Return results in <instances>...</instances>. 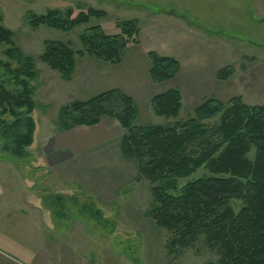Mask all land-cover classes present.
<instances>
[{
	"label": "rangeland",
	"instance_id": "1",
	"mask_svg": "<svg viewBox=\"0 0 264 264\" xmlns=\"http://www.w3.org/2000/svg\"><path fill=\"white\" fill-rule=\"evenodd\" d=\"M88 7L104 10L107 16L92 19L70 32L48 27L33 30L25 19L28 11L43 14L48 9L71 8L76 15ZM0 19L15 32L23 51L34 57L42 53L44 40L71 42L74 49H81L79 37L92 25L100 24L108 33H118L119 21L137 19L140 28L139 43L127 46L121 66L112 67L114 64L89 56L77 58L73 75L76 72L82 80L81 89L73 87L75 84L69 82L72 78L64 80L58 71L37 60L38 76L31 81L35 90L36 107L31 114L35 131L28 157L18 159L3 152L5 140L0 136V251L25 262L24 255L34 250L32 217L45 224L50 217L54 236H60L66 229L74 238L70 246L81 253V264L217 261L218 251L209 248L203 239L179 254L169 253L167 243L172 233L159 228L146 215L152 208V185L145 178L136 180L137 163L123 157L120 151L123 128L117 121L108 129V141L79 153H68L62 162L61 156L55 157L51 162L54 165L46 159L43 147L60 135L62 107L111 90L115 85L111 81L115 79L126 83L133 94L140 112L137 126H169L186 121L194 117L195 109L205 99L212 97L226 106L233 97H241L250 106L264 104V0H0ZM5 48L0 45L2 61L7 60ZM150 51L180 58L182 77L164 85L154 83L149 73ZM94 64L117 69L110 78L113 69L101 70ZM226 67L231 68V74L221 80L217 73ZM101 72L107 73V77L109 74L107 81H102L105 74ZM191 72H201L203 78L192 80ZM173 82L188 93L195 89L199 95L184 102L177 118L159 117L153 112L151 97ZM6 119L12 121L9 116ZM219 120L205 122L215 127ZM98 134L103 137L108 133ZM255 156L256 148L252 147L249 157L254 160ZM57 159L60 161L55 163ZM206 173L200 169L189 178L180 179V185ZM59 196L63 199L62 206H51ZM242 204L238 200L228 203L236 212ZM84 206H91L93 212L101 211L104 221L98 222L90 214L82 213ZM61 247L54 245L52 264H58Z\"/></svg>",
	"mask_w": 264,
	"mask_h": 264
},
{
	"label": "trees",
	"instance_id": "2",
	"mask_svg": "<svg viewBox=\"0 0 264 264\" xmlns=\"http://www.w3.org/2000/svg\"><path fill=\"white\" fill-rule=\"evenodd\" d=\"M106 16L104 10L93 7L76 15L71 8H54L43 14L28 11L25 19L33 30L48 27L70 32ZM117 27L118 33H108L100 24L86 28L79 37L82 48L77 50L71 42L44 40L42 53L34 57L23 51L15 32L0 19V45L6 46L3 54L7 59L0 60L3 152L18 159L29 155L35 131L31 114L36 107L31 81L38 76L37 60L58 71L64 80L72 78L78 57L119 64L127 46L139 43L140 28L137 19L121 20ZM148 56L154 82L166 81L180 72L176 58L155 51ZM230 74L231 68L226 67L217 77L225 80ZM151 107L159 117L177 118L182 108L181 91L172 88L155 95ZM104 116L117 120L123 128L120 151L126 160L137 163L136 180L145 178L152 185V208L146 215L172 233L167 243L169 253L179 254L203 239L219 253L217 261L207 264H264V104L250 106L241 97H233L226 106L212 97L186 121L137 126L139 108L135 100L120 89H111L62 107L60 131L97 125ZM216 118L220 119L217 126H207L205 121ZM252 147L256 148L254 160L249 157ZM200 169L207 173L180 185V179ZM62 200L59 196L51 206H62ZM231 200L243 203L238 212L228 205ZM91 208L84 206L81 212L104 221L101 211Z\"/></svg>",
	"mask_w": 264,
	"mask_h": 264
},
{
	"label": "crops",
	"instance_id": "3",
	"mask_svg": "<svg viewBox=\"0 0 264 264\" xmlns=\"http://www.w3.org/2000/svg\"><path fill=\"white\" fill-rule=\"evenodd\" d=\"M135 46H139V45H135ZM129 48V47H128ZM128 48L125 50V52L128 50ZM148 54V52H147ZM125 55V53H124ZM123 55V57H124ZM168 55V54H167ZM168 56H172V55H168ZM123 57H122V61L119 64H114V66L112 67H118L121 66L123 63ZM175 57V56H173ZM176 59H178L181 63L182 66V70L181 72L176 75L174 78L169 79L167 81H163V82H154L157 85H164V83L170 82V81H176L177 79H180V77H182L183 74V64L181 62V59L176 57ZM95 65V64H94ZM113 65V64H111ZM194 65V64H193ZM95 66H97L98 68H100L101 70H109L112 71L113 69V73H111V77L114 76L115 69L117 68H107V66L105 64H96ZM109 67V66H108ZM151 67V66H150ZM77 70H78V64H77ZM150 70V69H149ZM105 74V72H101L100 73ZM192 77L191 79H197L199 76L203 78V73L199 72V73H192ZM109 77V74H108ZM107 77V73L101 77L102 81H107L108 80ZM109 78V79H110ZM74 83L75 85L73 86L74 88H80L83 85L82 80H80L77 77V74L75 72V74L73 75L71 81ZM82 82V83H81ZM81 83V84H80ZM103 83V82H101ZM111 83H115V85H113L114 87H111V89H120L123 93H125L128 96H131L133 99V94L128 90V85L124 84V83H120V81H115L112 80ZM181 85H178V83H171L166 85L165 89H158L157 93L153 94L152 98L155 95H158L160 93H163L169 89L172 88H177L181 91L182 94V108H183V104L186 100H188L189 102L193 101L194 99H196V97H198V92L194 89V91H184L182 89V87H179ZM81 89V88H80ZM218 94L221 95V93L218 92ZM136 102V101H135ZM181 108V110H182ZM181 112V111H180ZM139 116H140V112H139ZM139 118V117H138ZM113 121H117L111 117L108 116H104L101 118V121L94 126H85V125H79V126H75L70 130H66V131H59L60 135L57 136V138L54 140V142L52 144L48 143L46 144V146L43 147V151L46 154V159H48V162L51 165H54L52 162V159H54L55 157H60L61 156V161L60 159L55 160V163L58 162V160L60 162H62V160H64L67 157V154L69 153H79L82 152L83 150L87 149L90 146H94L95 144H100V142H104L105 140L108 141L109 138V128L111 127ZM118 122V121H117ZM119 124V123H118ZM121 127V126H120ZM123 130V129H122ZM103 131L105 133H108L107 135H104L103 137H100L101 135L98 134V132ZM124 133V130H123ZM108 136V137H107ZM105 141V142H106ZM32 222H31V234L32 235V239H31V243L34 240V250H31V252L29 254H25L24 258H25V262L13 259L12 257L8 256L7 254L3 253L0 251V264H52V258H53V254H54V245H59L62 246L61 250L58 249L59 252V257L57 256V260L59 261L58 264H81V253L76 250L74 248V250H72L70 246V244L74 241L73 237L70 236V234L68 233V231L63 230L61 235H56L54 236V230H53V220H51L50 217H48V220L45 223L39 222L36 220L35 217H32ZM60 238V241H55V239ZM58 240V239H57ZM58 254V253H57Z\"/></svg>",
	"mask_w": 264,
	"mask_h": 264
}]
</instances>
